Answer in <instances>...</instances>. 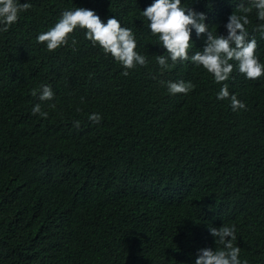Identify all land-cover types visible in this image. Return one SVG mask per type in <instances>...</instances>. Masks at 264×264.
I'll list each match as a JSON object with an SVG mask.
<instances>
[{
	"label": "trees",
	"instance_id": "1",
	"mask_svg": "<svg viewBox=\"0 0 264 264\" xmlns=\"http://www.w3.org/2000/svg\"><path fill=\"white\" fill-rule=\"evenodd\" d=\"M19 2L32 7L0 31V264H195L199 249L223 247L209 226H234L242 264H264V78L233 70L216 83L191 61L161 72L156 56L168 54L142 15L154 0ZM229 5L181 0L205 13L214 35L227 36L229 16L243 15ZM77 7L130 28L148 64L122 75L83 29L52 52L37 42ZM247 15L264 64L253 29L264 21L255 8ZM191 35L189 55L206 39ZM181 80L195 85L187 95L161 83ZM224 83L246 110L217 99ZM41 85L55 93L42 103L46 118L32 114Z\"/></svg>",
	"mask_w": 264,
	"mask_h": 264
},
{
	"label": "clouds",
	"instance_id": "2",
	"mask_svg": "<svg viewBox=\"0 0 264 264\" xmlns=\"http://www.w3.org/2000/svg\"><path fill=\"white\" fill-rule=\"evenodd\" d=\"M229 9L234 11L235 1L229 0ZM32 7L30 3H20L19 0H0V31H8L9 26L16 23L19 14ZM237 9L243 15L232 13L225 27L227 36L214 35L205 23L206 15L197 12L191 7L181 6V0H154L150 6L143 10L142 15L150 22L149 28L153 35L159 37L158 44L166 49L167 56L157 55L156 62L160 66L161 72L170 69L178 62L191 61L196 66H203L214 76L216 83L225 82L233 72L244 74L249 80H262L264 78V64L259 61L256 55L258 47L255 38L249 39V32L246 25L250 23L248 13L253 8L256 9L257 18L264 21V0H251L250 6L240 3ZM76 29L85 30V38L93 46L99 45L105 54L111 56L119 62L125 69L122 75L127 76L128 70L139 66H146L148 60L144 55L136 51L137 43L130 28L122 27L116 17L108 18L104 23L94 10L77 7L75 10H65L62 12L58 22L48 31L37 36V42L46 43L47 50L52 52L61 46L69 45V38ZM196 36H206L203 50L189 55V50L193 47L192 31ZM254 31H259L264 38V24L253 25ZM77 41L72 39L71 46L75 50ZM172 61L170 65L168 60ZM230 61H236L230 63ZM167 84L168 92L172 95H187L194 89L195 85L183 80L179 82H161ZM38 95L40 103H36L32 108V114H39L46 118L48 113L42 111V103L54 99V91L51 85H41L40 89H33L32 95ZM217 99H230L233 111L246 110V105L237 99L236 95H231L228 84L217 94ZM50 107H55L51 104ZM89 120L99 124L102 117L98 113H92ZM75 128L80 127L79 121H74ZM210 234L215 237V244L222 245V249L202 248L198 250L195 264H242L239 259L240 248L233 245L237 239L235 227L221 226L219 228L209 226ZM247 264V261H243Z\"/></svg>",
	"mask_w": 264,
	"mask_h": 264
}]
</instances>
